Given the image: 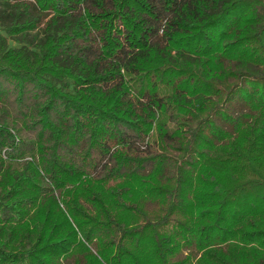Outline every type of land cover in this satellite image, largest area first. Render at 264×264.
Here are the masks:
<instances>
[{
    "label": "trees",
    "instance_id": "1",
    "mask_svg": "<svg viewBox=\"0 0 264 264\" xmlns=\"http://www.w3.org/2000/svg\"><path fill=\"white\" fill-rule=\"evenodd\" d=\"M0 264H264V0H0Z\"/></svg>",
    "mask_w": 264,
    "mask_h": 264
}]
</instances>
